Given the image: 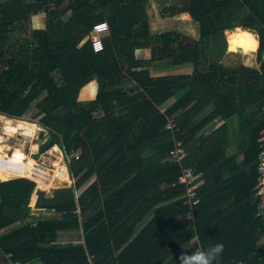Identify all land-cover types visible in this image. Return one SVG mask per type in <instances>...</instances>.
Masks as SVG:
<instances>
[{
    "label": "trees",
    "instance_id": "obj_1",
    "mask_svg": "<svg viewBox=\"0 0 264 264\" xmlns=\"http://www.w3.org/2000/svg\"><path fill=\"white\" fill-rule=\"evenodd\" d=\"M149 1L0 0V113H31L49 131L42 150L59 144L80 151L70 164L73 185L53 196L38 192L37 208L54 209L56 216L31 218L35 181L0 182V229L21 222L0 235V253L43 264H176L182 249L197 250L190 241L195 230L204 249L224 245L215 264H264V218L254 196L264 129V0H172L168 11L188 12L199 38L159 44L151 43ZM43 5H55L62 16L70 11L67 23L33 28L37 43L16 49L12 34L25 30ZM105 20L109 30L96 51L87 36ZM237 27L258 35V67L208 57V43L226 46L225 31ZM147 47L150 58L136 55ZM155 61L194 69L154 76ZM93 79L96 96L80 99ZM169 118L179 125L175 132L165 126ZM213 118L224 122L200 136ZM177 139L187 150L181 163L170 154ZM236 141L239 151L230 149ZM184 166L202 172L194 222L186 218V185L178 181ZM93 174L95 181L75 195ZM172 195L181 197L160 203ZM62 230L83 233L84 243L58 242Z\"/></svg>",
    "mask_w": 264,
    "mask_h": 264
},
{
    "label": "rangeland",
    "instance_id": "obj_2",
    "mask_svg": "<svg viewBox=\"0 0 264 264\" xmlns=\"http://www.w3.org/2000/svg\"><path fill=\"white\" fill-rule=\"evenodd\" d=\"M172 4V0H150L147 4L146 10L148 12V15L150 17V24L152 27V36H151V43L152 44H159L166 40H174L177 38H183L186 40L190 39H198L199 38V24L193 20L191 15L188 12H181L178 11L175 14H171L168 11V6ZM70 16V11L67 12L65 15H59L55 13V5H50V9H44V5L42 9L38 12L32 15L31 19L28 22V26L25 30L17 31L14 34H12L10 41L14 44L16 49H25L26 47L34 46L37 42L32 36L33 28L35 27H48L49 25H52L55 29L63 28L65 24L67 23L68 17ZM51 21V24H50ZM243 30H248L246 28H242ZM253 32V31H252ZM255 35H257L255 32H253ZM88 37V36H87ZM227 34L225 32V39H226V46L224 45V42H221L220 40L215 42L212 41L208 43V49L206 51L208 57L210 59L214 58H220L225 64L229 63H237V62H243L247 65L251 66H259V62L257 61V49L253 52V55H246L243 54L241 51H232L228 47V39ZM259 46V42H258ZM162 65L165 64L164 62H160ZM153 64V63H152ZM188 68H184V67ZM183 69L177 71L176 69H173V71H163L164 73L169 72H184V73H190L193 71L194 66L193 65H183ZM154 72V71H153ZM95 79L92 80L91 84L88 85L89 89L92 85L95 86ZM97 84V83H96ZM84 91L88 90L87 88L83 89ZM31 113L26 114L24 119L29 121H35L37 120H30ZM3 123H6V120H3ZM39 125H41L39 122H37ZM12 124H15L12 122ZM17 125V124H15ZM43 127V126H42ZM4 133V131L2 130ZM39 136L36 137V135ZM25 138L20 137V139L17 142V145L22 147L23 151H27V153L35 158V160L41 164L42 162L45 163V167H47L49 170H53V181H47V184H50V186H44L37 183L36 189L37 190H46L50 194L52 193L53 188H61L57 185H55V179L58 180H64L69 182V177L66 173H64V170L66 169L65 166L61 164H58L57 166L54 165V162L58 160L61 162L59 147L58 149L55 148V144L52 146L41 149L44 143L47 140V137L49 136V131L43 129H36L33 134L30 135L26 132ZM13 139H16L15 137ZM34 143H38L40 147L37 150H32V145ZM24 146V147H23ZM80 153V151H78ZM56 169V170H55ZM7 179H13V177H9ZM6 179V180H7ZM76 179V178H75ZM75 179H71L74 181ZM91 178L88 182H90ZM37 182V181H36ZM52 182V183H50ZM73 183V182H72ZM70 184V182H69ZM86 184V183H85ZM51 190V191H48ZM80 189H78V192L75 194H79ZM36 195H33L32 202L35 201Z\"/></svg>",
    "mask_w": 264,
    "mask_h": 264
},
{
    "label": "built area",
    "instance_id": "obj_3",
    "mask_svg": "<svg viewBox=\"0 0 264 264\" xmlns=\"http://www.w3.org/2000/svg\"><path fill=\"white\" fill-rule=\"evenodd\" d=\"M109 30V23L107 20L100 21L96 23L90 34L87 38H90L93 43V47L96 51H100L104 47L103 37ZM3 116H0V169L7 171L10 173L11 177H27L31 180L35 181L31 176H28V171L24 172L26 169V164L28 158L25 156L22 160L13 159L14 150L17 146V142L20 137L25 138V130L23 128H18L15 132H8L6 130V123H3L5 117H9V115L0 113ZM11 117V116H10ZM15 123V122H13ZM166 128L170 129L172 132H175L179 129V125L173 118H169L166 123ZM4 131V133L2 132ZM36 135V134H32ZM39 136L36 135V137ZM16 139H13V138ZM260 141V150L257 155V182L254 187V196L257 200V214L264 218V129L261 131V135L259 137ZM59 147V152L61 154V162L67 168L68 176L70 180L75 177L72 175L70 171V164L73 162L74 158H79L80 153L78 151L67 152L63 147L59 144H55L53 146ZM26 154L27 151H24ZM172 158L177 162H182L187 156V150L183 144L181 139L175 140L174 146L170 151ZM42 167H45V163L40 164ZM200 174L195 172L193 167L184 166L182 167L181 175L179 176L178 181L180 183H184L186 185L185 191V203L190 205V209L186 212V218L190 219L194 222V211L193 207L197 205L201 198L198 195V187L200 185L199 181ZM71 182H75L71 180ZM35 183H37L35 181ZM191 242L198 243V248L202 247L199 236L197 232L194 230L193 237L191 238ZM0 264H36L35 262L24 261L19 258H15L12 256V253H6L5 259Z\"/></svg>",
    "mask_w": 264,
    "mask_h": 264
},
{
    "label": "crops",
    "instance_id": "obj_4",
    "mask_svg": "<svg viewBox=\"0 0 264 264\" xmlns=\"http://www.w3.org/2000/svg\"><path fill=\"white\" fill-rule=\"evenodd\" d=\"M257 36V35H256ZM258 37V36H257ZM258 41V39H257ZM136 55L140 58H150L151 57V48H140L136 51ZM245 64V63H244ZM247 65V64H246ZM251 66V65H249ZM254 66V65H253ZM258 67V66H257ZM185 69L188 68L187 66L184 67ZM177 71L183 69V67H178V68H175ZM149 70L151 71V74L154 75V76H157V75H165V74H170L169 72L167 73H164L165 71H173V67H170V66H165V65H162L159 61H155L153 62V64L149 67ZM154 71V72H153ZM164 71V72H163ZM180 73H184V72H180ZM178 72H174V73H171V74H180ZM96 81V79H95ZM92 82V80L87 83L85 86H83L79 92V98L82 99V100H91L93 99L95 96H96V92H97V82H95V86L92 85L89 89V86ZM88 87V90L84 91L83 89L84 88H87ZM175 100V98L171 99L169 101V103L173 102ZM210 111L209 109L208 110H205V114H209ZM15 118V117H13ZM15 119H19V118H15ZM224 122V119H218V118H213L211 120H209L208 124L207 125H204V127L201 129V131L198 132V134L200 136H202V134H204L205 136H208L211 132H213V130H215L216 128H218L221 124H223ZM45 128V127H44ZM43 129V127H42ZM45 130L47 131V129L45 128ZM238 130H239V122L235 119L234 121L231 122V124L229 125V133L230 135L233 137V138H236V135H238ZM208 141V139H207ZM201 142L199 141V144ZM18 146V145H17ZM240 146V141H236L234 142L233 144L230 145V149L231 150H235V151H239V147ZM61 157V154L58 158ZM62 162H59V164H61ZM63 165V164H62ZM64 166V165H63ZM66 168V167H65ZM68 176V173H67V168H66V172H65ZM200 174V177H199V181H200V185L202 184L203 182V179H202V172H199ZM69 177V176H68ZM15 178V177H13ZM91 178L90 182L89 179ZM69 181L71 182L70 180V177L68 178ZM96 179V175L93 174L92 176H90L85 182L84 184L75 189V193L78 192V189H80V192L81 193L83 190L87 189ZM6 180V179H5ZM4 179H1V181H5ZM9 180V179H7ZM50 181H53V178L50 179ZM52 183V182H50ZM86 183V184H85ZM37 185V184H36ZM36 185L34 187V190L32 192V195H31V198H30V201H29V204L31 205L32 207V215H31V218H36V219H39L41 217H51V216H56L57 215V212L54 210V209H41V208H37L36 206V203H37V199H38V192L40 191H45L46 194L48 196H53L56 189L58 188H53L52 190V193L50 194L49 192H47L46 190H37L36 189ZM73 185V183L71 182L67 187ZM48 191H51V190H48ZM33 195H36V198H35V201L32 202V198H33ZM75 195H78V194H75ZM183 196H185V193L183 194ZM181 195H175V196H171V198L169 199H164V201H161L160 203H164V202H171L173 200H177L178 198H180ZM152 217V214H150L149 216L145 217L142 224L140 225H137L136 228L134 229V233L132 235V237H134L140 230L141 228L145 225V223H147ZM34 219V220H36ZM179 218H176L175 220L178 221ZM133 220V219H132ZM21 222L19 221H16L8 226H5L3 228L0 229V235L3 234V233H6L8 231H11L13 229H15L16 227L20 226ZM175 241V240H174ZM191 241V240H190ZM58 242L60 243H65V242H72L73 244H83L84 243V238H83V233L77 231V232H72V231H68V230H62L59 232V236H58ZM120 250L118 251H115V254H118ZM5 256H6V253L2 254L0 253V260L3 258V260L5 259ZM2 260V261H3ZM1 261V262H2ZM0 262V263H1ZM36 264H43V261L42 260H39V261H36L35 262Z\"/></svg>",
    "mask_w": 264,
    "mask_h": 264
},
{
    "label": "bare ground",
    "instance_id": "obj_5",
    "mask_svg": "<svg viewBox=\"0 0 264 264\" xmlns=\"http://www.w3.org/2000/svg\"><path fill=\"white\" fill-rule=\"evenodd\" d=\"M228 39V47L232 51H241L243 54L246 55H253V52L258 47L259 38L249 29L243 30L240 27L234 28L232 30H226ZM258 39V41H257ZM0 116H3L0 114ZM6 120V130L8 132H15L18 128H23L27 134L32 135L33 132L37 129H42V126L39 125L35 121H29L24 118L15 119L13 117H5ZM12 122H15V124H12ZM39 146L38 143H34L32 145V150H36ZM24 147V146H23ZM56 149L58 147L55 146ZM25 156L28 158L26 169H24V172L28 171V176H31L35 181H37L38 184L44 185V186H50V184H47V181L53 178L51 176L53 174V170H49L47 167H42L32 156L29 154H26L22 147L16 146L14 150V156L13 159L15 160H22L25 158ZM59 164V161L56 160L54 162V165L57 166ZM56 170V169H55ZM66 172V169L64 170V173ZM11 175L9 172L4 171L0 169V180L1 179H7ZM64 181V180H63ZM51 187V186H50Z\"/></svg>",
    "mask_w": 264,
    "mask_h": 264
},
{
    "label": "clouds",
    "instance_id": "obj_6",
    "mask_svg": "<svg viewBox=\"0 0 264 264\" xmlns=\"http://www.w3.org/2000/svg\"><path fill=\"white\" fill-rule=\"evenodd\" d=\"M223 251L224 245L219 242L209 246L207 249L203 247L198 248L196 251L182 249L176 257V264H215L217 257H219Z\"/></svg>",
    "mask_w": 264,
    "mask_h": 264
},
{
    "label": "water",
    "instance_id": "obj_7",
    "mask_svg": "<svg viewBox=\"0 0 264 264\" xmlns=\"http://www.w3.org/2000/svg\"><path fill=\"white\" fill-rule=\"evenodd\" d=\"M54 184L59 186V187H67L69 185V182L55 179V183Z\"/></svg>",
    "mask_w": 264,
    "mask_h": 264
}]
</instances>
